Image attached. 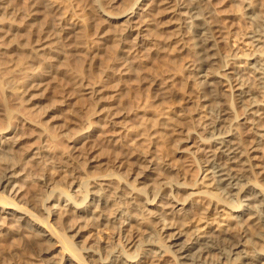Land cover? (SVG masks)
I'll return each mask as SVG.
<instances>
[{
    "label": "bare ground",
    "instance_id": "1",
    "mask_svg": "<svg viewBox=\"0 0 264 264\" xmlns=\"http://www.w3.org/2000/svg\"><path fill=\"white\" fill-rule=\"evenodd\" d=\"M146 1L134 0L118 13H101L106 20L121 21L119 24L129 29L139 12L145 11ZM162 1L170 18L180 15V11L186 12L180 35L188 40L193 59L187 69L196 82L201 108L205 109L200 108L189 117L199 124L200 132L193 133L194 137L186 135L179 153L180 157H192L195 165L189 171L199 177L192 181L187 177L172 178L169 162L148 156L143 159L148 165L145 171L133 173L130 182L106 174L91 180L92 185L74 182L69 183L68 190H62L32 173L34 166H48L50 155L36 148L19 161L22 152L19 142L2 135L8 126L1 128L0 239L10 238L16 243L0 252V264H264V58H260L264 55V20L258 15L261 3L238 0L242 17L250 26L247 38L254 46H263V51L253 52L245 59L243 71L248 70V80L238 67L226 72L237 57L219 59L217 46L223 33L215 19L214 0ZM37 27L43 35L34 42L41 41L40 44L32 45L27 38L22 46H14L19 52L15 64L23 71L21 77L14 78L10 67L6 68L8 75L1 85L8 84V92L19 94L25 86H32L46 75L51 68V53L55 54V60L60 59V43L67 38L61 34L65 27H60L59 32L45 22ZM4 34L8 36L6 31ZM60 62H65L63 55ZM224 83L235 88L232 95L240 113L232 110L228 94L219 89ZM86 88L89 95L97 92L93 87ZM160 124L172 129L170 119ZM73 138L74 142H82L85 132L78 131ZM146 172L158 177L152 184L137 187L139 182H134L147 179ZM37 181L45 193L25 198L24 191ZM110 181L123 184L128 190L130 211L122 207L119 196L112 194ZM200 186L212 192H197ZM197 193L205 199H200L202 209L190 203ZM139 197L141 205L152 206L155 212L140 211L141 217L137 219L133 213L137 204L131 200ZM219 206L230 211V218L224 225L212 226L207 220ZM191 207L193 213L189 211ZM149 214L158 229L153 232L150 226L144 227L148 231L140 240L128 241L104 255L84 243L86 230L107 227L123 215L125 231L132 225L141 230ZM193 215H197L195 219ZM205 218L204 228L192 227V222ZM25 248L35 251L37 263L23 257Z\"/></svg>",
    "mask_w": 264,
    "mask_h": 264
},
{
    "label": "rangeland",
    "instance_id": "2",
    "mask_svg": "<svg viewBox=\"0 0 264 264\" xmlns=\"http://www.w3.org/2000/svg\"><path fill=\"white\" fill-rule=\"evenodd\" d=\"M133 1L0 0V129L8 126L2 135L19 142L22 148L19 161L36 148L50 155L48 166L31 168L34 177L43 182L62 190H68L69 183L74 182L92 185L91 180L106 174L130 182L133 173L145 171L148 165L143 159L148 156L169 162L172 178L187 177L192 181L199 177L189 171L195 165L192 157H180L179 153L186 135L194 137L193 133L200 132L199 124L189 117L203 105L187 69L193 59L188 40L180 35L186 12L180 11V15L170 18L162 0H147L145 11L139 12L129 29L119 24L121 21L106 20L101 13H118ZM259 1L258 15L264 20V0ZM214 6L215 19L223 33L217 46L219 59L224 61L233 55L237 59L226 72L236 67L243 71L245 59L253 52L263 51V46H254L247 38L250 26L242 17L240 1L214 0ZM44 22L54 32L65 27L61 34L67 38L60 43L59 61L51 53L49 72L35 81L34 86H25L19 94L8 92L10 86L1 85L8 75L6 68L10 67L14 78L21 77L23 71L15 64L19 52L14 46H22L27 38L32 45L40 44L41 41H34L43 35L37 26ZM62 55L64 63L60 62ZM243 73L250 80L248 70ZM86 87H93L96 94L89 95ZM219 89L228 94L232 110L240 113L232 95L235 88L224 83ZM168 119L172 121V129L160 124ZM78 131L85 132L82 142H74ZM145 174L150 180L134 182H139L137 187L152 184L158 177L150 172ZM110 183L112 194L119 196L122 207L130 211L128 190L123 184ZM205 190L212 192L202 186L197 192ZM34 193L36 197L45 193L41 182L32 183L24 191V197L31 199ZM200 199L205 200L197 193L191 206L202 209ZM141 200V197L131 200L137 204L133 210L137 219L143 210L155 212L152 206L141 205ZM189 211L193 213V208ZM230 214L227 208L219 206L216 212H210L209 220H195L192 227L204 228L206 220L212 226L224 225ZM125 217H117L107 227L86 230L84 243L104 255L146 236L148 230L144 227L150 226L153 232L158 229L149 214L141 230L132 225L125 231ZM14 243L10 238L0 239V252ZM22 255L30 263H37L33 249H23Z\"/></svg>",
    "mask_w": 264,
    "mask_h": 264
}]
</instances>
